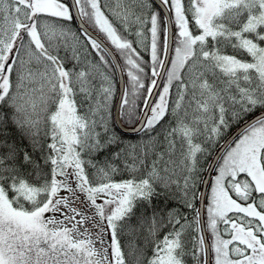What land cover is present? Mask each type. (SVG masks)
<instances>
[{"label": "snow or ice", "instance_id": "1", "mask_svg": "<svg viewBox=\"0 0 264 264\" xmlns=\"http://www.w3.org/2000/svg\"><path fill=\"white\" fill-rule=\"evenodd\" d=\"M152 7L0 0V264H128L124 231L142 234L143 246L130 242L134 264H187L189 256L200 264L207 239L190 234L203 232L200 212L189 220L153 201L194 209L200 157L231 124L238 138L225 146L206 198L211 254L214 264H264V0ZM73 8L95 61H81L66 25ZM88 27L122 57L130 89L121 114L148 136L103 160L119 143L108 119L112 52ZM10 127L25 148L8 142Z\"/></svg>", "mask_w": 264, "mask_h": 264}, {"label": "trees", "instance_id": "2", "mask_svg": "<svg viewBox=\"0 0 264 264\" xmlns=\"http://www.w3.org/2000/svg\"><path fill=\"white\" fill-rule=\"evenodd\" d=\"M66 2H68V0H66ZM150 2L152 3V6H153L152 7V10H156L157 9V6L152 2V0H150ZM66 25H67L68 28H70L72 30L73 33L76 34V36L79 39V45H80V47H79V53H80L81 61L83 62L85 59H91L93 61L97 60L98 57H96L95 52H94V50L91 49L90 45H87L86 44L85 37H84L82 31L77 27L75 20L73 19L72 21L66 22ZM93 30H95V31L98 32V30H96V29H93ZM100 35L103 36V34H100ZM103 38H104V36H103ZM70 43H72V42L70 41ZM108 43L110 44V42H108ZM110 46L114 49V51L117 54V57H118V59H119V61L121 63V66H122L123 65V59H122V57H120L119 53L116 51V49L114 48V46H112L111 44H110ZM60 55L61 56H64L65 55V52L62 50L61 53H60ZM67 55L69 57H71V55H72L71 48H69L67 50ZM141 55L143 56V59L145 61H149L150 62V55H149L148 52H141ZM108 59H110V58L108 57ZM73 63H74V61H69L68 67H72V64ZM105 71H107L108 74L110 75L111 80H112V83H113V86H114L113 96H112V99H111L110 104H109V113H110L109 114V117H108V119H109V126L115 132L116 136L118 137L119 143L111 146L106 152H102L97 157L98 160H103L104 157L111 158L112 153L118 152L121 149L126 148L128 145L139 144V143H141L143 141H146L148 139V136H146L144 134L143 130L139 131L136 134H126V133L121 132L117 128V126L115 124V121H114V116H113L114 103H115V98H116V94H117V77H116V73H115V69H114V66L112 64V61L110 63V66L107 67L105 69ZM123 72H124V77H125V90H128V89H130V84H129V81H128L127 72H126V70L123 71ZM149 75H150V70H149ZM145 83H150V81L149 80H146ZM142 95H146V92H143ZM137 107H138V115H139L140 112H141V109L143 107L142 99L137 102ZM120 118H121L122 123L125 124V125L130 126V125H133L134 124V122H129L127 120V118L124 117L121 114V107H120ZM235 126H237V124H231V126L224 131L223 135L217 140V142L211 146L210 152L208 154L200 157L199 178L197 180V185H196V199L193 200V204L195 206L194 209H187L182 204L178 203L176 200H171V201H169L167 203V205H165V203H164V201H163L162 198L161 199H158V200H154L153 201L154 206H156L158 209L159 208H164L165 210L173 209V208L178 209L182 214L187 215L188 218H189V220H192V218L195 216V212L197 211V203H198V193H199V188H200V181H201L202 176L204 174L206 165H207V163H208V161H209V159H210L213 151L215 150L216 146L220 143V141ZM8 132H9V135L6 138H7V140H8L9 143L15 142L17 144V146L20 147V148H25L27 146V141L25 140V141L21 142L20 141V138H19V134L16 133V131H15L14 128H11L10 127L8 129ZM153 135H154V133H153ZM4 138L5 137H0V139H4ZM161 139H163V138L161 137ZM158 151H163V148L162 147L159 148ZM224 152H223V154H224ZM222 155H221V157L218 160L220 162H222V159H221L222 158ZM166 159H167V157H166ZM174 159H176L177 162H178V160H179V153H177V156L174 157ZM116 163L120 167H123V163H122L121 160H117ZM218 167H219V164L217 163L216 166H215V168H214V171H213V176L211 177L210 182H209V185H208V189H207V193H206V198L211 193V182L213 181L215 175L217 174L216 171H215V169H217ZM120 178L121 177H117V179H120ZM124 178H126V175H125ZM239 179H241V178L239 177ZM205 201H206V204H205V218H206V228H207V203H208V201H207V199ZM138 214H139V210H138ZM132 223L133 224H136L135 217L133 218ZM193 227L195 228L196 226L194 225ZM220 227H221V230H223V225H221ZM207 231H208V235H209L210 240H211V233H210V231L208 229H207ZM190 234L191 235H197V234H200V232H193V233H190ZM162 235H163V233H161V236ZM224 238H228V237L225 236ZM134 239H135V243L136 244H138L140 246H143L142 234H141V237H139V238L136 237L135 234L129 235L127 233V231L122 232L121 235H120V242H121V245L124 248L126 258L128 259V264H134V257L133 256H128V253L131 250V244H130V242L133 241ZM189 247H191V245H189ZM147 254L149 256L151 255L150 248L148 249ZM212 259H213V264H214V254H212ZM203 263H204V254L202 255V258L200 260V264H203ZM187 264H194V261H193V259H192L191 256L187 257Z\"/></svg>", "mask_w": 264, "mask_h": 264}, {"label": "water", "instance_id": "3", "mask_svg": "<svg viewBox=\"0 0 264 264\" xmlns=\"http://www.w3.org/2000/svg\"><path fill=\"white\" fill-rule=\"evenodd\" d=\"M70 3V0H68ZM152 2L156 6H160V0H152ZM166 11V10H165ZM72 14L74 17V20L76 22L77 27L82 31V26H81V20L79 16L76 13V10L73 8L72 9ZM163 14V13H162ZM87 30L93 35L97 36L100 40L104 41L105 44L109 47V49L112 52V55L109 57L110 60L112 61V64L115 69L116 77H117V94L115 98V103H114V110H113V116H114V121L117 126V128L126 134H136L139 131L142 130L141 124L134 123L133 125H125L122 123L121 118H120V106L122 103L123 99V93L125 91V77H124V72L121 71V63L117 57V54L115 53L114 49L110 46V44L95 30H93L91 27H88ZM158 79H163V78H158ZM155 91H158L155 90ZM157 96L151 97V99H156ZM144 105L141 109V112L144 109ZM140 112V113H141ZM150 114V113H149ZM238 128L239 125L235 126L221 141L220 143L216 146L215 150L213 151L207 165L204 171V174L202 176V179L200 181V188H199V193H198V203H197V210L200 212V218L204 221V224L202 225L203 227V232H200V235H204L205 238L207 239L208 243V248L206 252L204 253V263L203 264H208L210 254H211V240L208 235V231L206 228V218H205V204H206V193L208 189V185L210 182L211 177L213 176V171L214 168L217 164V161L225 151V146L227 144H231L237 137H238ZM211 262L213 264V259H212V254H211Z\"/></svg>", "mask_w": 264, "mask_h": 264}, {"label": "flooded vegetation", "instance_id": "4", "mask_svg": "<svg viewBox=\"0 0 264 264\" xmlns=\"http://www.w3.org/2000/svg\"><path fill=\"white\" fill-rule=\"evenodd\" d=\"M240 178H241V180H243L245 177H244V174H241L240 175Z\"/></svg>", "mask_w": 264, "mask_h": 264}, {"label": "rangeland", "instance_id": "5", "mask_svg": "<svg viewBox=\"0 0 264 264\" xmlns=\"http://www.w3.org/2000/svg\"><path fill=\"white\" fill-rule=\"evenodd\" d=\"M46 215H51V213H49V214H46Z\"/></svg>", "mask_w": 264, "mask_h": 264}]
</instances>
